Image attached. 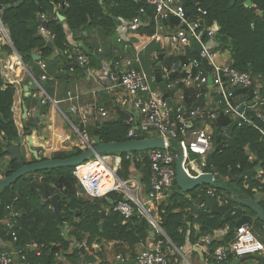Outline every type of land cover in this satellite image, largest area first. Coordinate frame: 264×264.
Returning <instances> with one entry per match:
<instances>
[{"label": "trees", "instance_id": "16d2710c", "mask_svg": "<svg viewBox=\"0 0 264 264\" xmlns=\"http://www.w3.org/2000/svg\"><path fill=\"white\" fill-rule=\"evenodd\" d=\"M250 1L252 5L247 7L244 5V0H235L233 5H230L231 0H187L185 8L186 18L189 21H199L203 26L216 28L214 40L218 42L217 45L220 50L229 51L231 67L240 72H247L252 76L251 87L243 92L245 103H252L255 98L264 95V0ZM18 2H20L19 5H17ZM55 8L57 9L55 10ZM141 9L145 11V15L142 17L147 18V25L139 30L148 36H152L154 34V24L151 20L153 9L146 6L145 0H0V22L13 49L18 53L24 65L38 64L40 68L39 63H44L45 69L49 65L55 66L56 70L58 68L60 72L58 80L62 81L64 85H70V72L81 73L85 76L86 70H83L82 66L73 60H69L65 55V52L70 53L73 50L67 40L66 30L74 35L78 34L81 38L83 32L88 29L99 30L110 43L108 55L114 56L116 51L117 53L123 52L120 45L114 48V44H116L114 35L119 25L118 19L130 22L139 15ZM38 10L44 15L47 31L52 36L51 49L45 48L46 42L39 33L41 24L36 18ZM56 12L64 17V21L57 18ZM202 12H205V15ZM166 23L175 26L177 20L172 18ZM0 32L6 39L1 28ZM78 48L83 49L81 46ZM0 52L11 55L12 48L0 43ZM52 53L55 55L52 56ZM33 54L40 55L42 60L40 62L34 61L31 57ZM163 56L162 64L166 62L164 65H170L172 62H179V65L183 67L186 65L187 59L193 57V50H188L180 58L166 59L165 55ZM88 57L90 64L86 68L87 70L98 63L96 56L89 55ZM8 60L11 70L15 67L17 58L11 56ZM59 63L61 66L57 67ZM157 64L158 59L153 60L151 70L148 73H152ZM63 66H67L66 69ZM1 69L0 55V141L7 143V147L0 144V180L9 177L21 167L16 160H9L6 167L2 164V160L8 157L6 149L12 148L13 143L16 142L21 150V143L25 137L31 136L32 131L38 130V126H33V117L29 116L26 119L22 134H19L12 111L16 89L14 86L3 82ZM32 70L34 71L35 68L33 67ZM183 73H178L177 76L164 80V82L180 79ZM32 75L35 80H39L41 77L40 75ZM29 80L30 78L25 80L24 84ZM43 89L53 99L49 88L47 89L45 86ZM176 89H182L183 104L187 109L205 105L204 98L199 100L205 92L197 96L196 92L184 89L181 84H178ZM35 91L37 95L38 89ZM235 92L237 94L238 90ZM35 94L32 93L31 96L25 98V102L29 100L36 106ZM168 94L172 98L174 90H169ZM218 99L219 96L216 93L212 95L213 102ZM25 106L29 111L26 104ZM67 107L66 105L65 109ZM217 111L218 118L215 123H218L219 126L215 130L219 134H224L234 120L229 115H224L222 106ZM245 114L264 133V124L255 117L254 113L246 110ZM131 128L132 126L126 122L121 123L112 119L97 123L89 131L85 129L79 131H84L89 138L98 137L101 143L112 144L131 141L127 137ZM133 128L136 129L135 126ZM148 138L150 137L147 135H139L137 139ZM219 144L223 149L213 154L210 167L203 168L204 173L214 171L215 184L201 186L192 192L179 195L177 194L178 188L173 182L171 188L173 194L168 205L162 203L157 212L158 226L178 250H181L187 242L194 245L198 237H195L193 225L199 226V233L202 235L227 229L221 241H213L209 245L210 260L207 261L208 264H218L212 258V253L218 246L233 240L236 229L234 220L247 215L253 220L252 224L249 225L251 230L254 227L264 229L261 220L249 208L243 207L239 202L240 199L253 200L255 192L264 194L263 134L253 126L238 120L230 136L220 139ZM169 149L175 151L172 147ZM81 153L79 148L75 147L72 152L55 153L52 159L64 160ZM146 154L147 152L135 153L133 165L127 153H106L102 157L114 156L120 159L116 176L121 181L129 180L131 170L134 169L139 172V183L142 185L144 193L147 194L150 169ZM20 156L23 165L31 164L34 161L32 157L31 161H26L21 151ZM258 164L260 165V173L251 177L240 178L244 172L253 170ZM73 171V167H68L35 174L36 182L48 184L54 188V194L58 196L59 214L51 208L50 194H47L46 200L43 202L41 197L29 188L27 176L19 178L11 186L0 190V200L3 205L12 204L14 212L19 214L12 221V231L15 232L17 238L15 242H12L10 232L2 223V220L8 217V212L4 206L0 207V239L4 243L8 241L12 244L11 251H20L15 264H63L59 260L60 258H63L67 264H82L83 260L79 247L83 243L86 248L94 244L103 247L105 243H114L113 252L115 255L123 258L129 256L132 259L135 257L136 247L145 244L149 239L154 243L163 240L162 251L167 250L169 245L162 236L154 232V236L149 237L150 224L145 218L133 216L128 221H124L118 213L113 211L118 203V193L111 192L98 199L80 197L81 188L77 179L72 175ZM209 188L213 189L215 199L220 198L222 200L233 220L221 222V217L210 213L206 206L197 207L196 212L193 213V205L190 200L207 194ZM15 198L17 200L13 202ZM106 198L108 201L105 200ZM259 205L264 210V202L260 200ZM104 210L106 214L102 218V211ZM136 212L137 209L135 208ZM187 222L189 223L188 226L186 225ZM187 231H189L188 234ZM260 239L264 242V237ZM26 244L33 245L34 249H27ZM3 251H7V249L4 248ZM96 256L103 264V260H105L103 248ZM232 260L233 257H229L226 262L230 263Z\"/></svg>", "mask_w": 264, "mask_h": 264}, {"label": "built area", "instance_id": "2783aa9c", "mask_svg": "<svg viewBox=\"0 0 264 264\" xmlns=\"http://www.w3.org/2000/svg\"><path fill=\"white\" fill-rule=\"evenodd\" d=\"M145 4L153 9L151 20L154 24V34L149 37L150 41L165 45L173 51L185 50L187 52L188 50H193L194 43L200 46V59L193 53V57L187 59L186 65L180 66V70L185 73L182 72L179 84L184 89L193 90L197 96L206 92L209 88H214L219 99L215 102L211 101V104L207 106L187 109L183 104L182 89L176 90L172 81L164 82V80L171 78V74L176 73L174 65L161 64L160 74L166 91L168 93L169 90H174V97H169L170 108H167L165 101L162 99L160 88L155 81L154 73H147L137 67V64H139L138 54L135 53L133 58H126L121 54L116 55L110 67L106 70L109 87L114 91H121L122 94L141 95V97L130 99L129 101H124L121 97L114 101L115 106L125 103L129 106V117L126 123L130 124L132 128L128 131L127 137L134 141L138 140L139 135H147L149 137L153 135L152 138H162L164 140L165 148L151 150L146 154L150 178L149 191L145 195L144 200L139 198L140 186L138 182L133 183L132 189H127V183L132 181L119 180L116 176V170L110 168L103 157L102 159L89 160L88 162L91 165L84 171H79L81 165L75 167L72 175L77 179L81 188L79 195L89 199H98L107 196L111 192L118 193L121 200L115 205L113 211L118 213L124 221H128L134 216L136 208L137 212H140L139 216L145 218L153 231L162 236L168 243L169 247L164 252L162 251L163 240H158L154 243L150 242L149 239L145 244H141L142 249L135 255L134 264H174L172 258H174L175 254H178V250L168 242L165 234L158 226L156 217L152 213L158 212V207L162 203H166L167 192L171 190L173 182H175V163L179 154H182L183 157L182 168L190 177L196 178L197 175L204 172L206 157L214 147V133L209 128L217 120V109L220 106L223 108L224 115H229L234 121L239 120L253 126L264 136L260 128L245 114L246 110L253 112L255 117L264 124V112L260 111V109L264 110V95L255 98L252 103L244 102L245 95L243 92L251 87L252 76L247 72H240L231 67L229 58L224 63L217 61V55L221 52L217 43L216 51L206 46L207 42L214 41L216 28L203 26L199 21H189L186 18V11L182 7V0H145ZM202 14L205 15V12H202ZM143 15H145V11L141 9L139 15L133 18L131 22H124L123 27L125 26L127 33L137 32L143 26L144 21L141 19ZM172 18L177 20V24L175 26L167 25V20ZM167 28L172 29V31L164 35L163 33L166 32ZM39 31L52 38L50 33L42 27L39 28ZM127 33L120 34L115 39L116 44L122 46L123 51L131 49V42L127 37ZM65 55L69 60L75 61V63L84 68H87L90 64V60L83 55L78 47H75L70 53L65 52ZM157 59L158 55L154 53L153 60ZM201 59L206 60L210 67L209 72L204 70ZM39 64L44 71V64ZM209 78L211 79V85L208 84ZM30 80H33V84L36 85L39 96L42 97V103L50 102L54 108L59 109L60 102L49 98L38 81L33 77H30ZM40 80L46 81V75H41ZM6 83L16 88L17 82L15 80L9 78ZM236 90H238L237 94ZM74 99H78V97L68 94L67 101L72 102ZM173 99H175V102H173ZM240 107H242V111H239ZM70 110L71 114L78 112L76 106H71ZM97 114L101 117H106L107 111L99 107ZM63 116L73 126L68 116L65 114ZM79 121L82 126L88 123L87 118L83 115L80 116ZM199 124H202V126L199 127ZM73 128L79 134L81 146L86 147V149L94 146L93 139H89L84 131L80 132L74 126ZM171 142H176L179 148L175 151L170 150ZM190 154L195 156L199 166H196L191 161V166L188 167L187 161ZM101 164L105 165L109 170L112 169L116 180L123 184L120 190L116 188L105 189L104 185L101 184ZM207 194L214 197L213 191H208ZM16 200L15 198L13 202ZM216 201L218 204L224 205L220 198H217ZM3 206L0 200V207ZM141 206L144 210L141 209ZM203 206L200 205V207ZM4 208L8 212V217L2 220V223L10 232L12 242H15L17 238L15 232L12 231V221L19 214L14 212L12 204L5 205ZM211 242L209 237H205L204 243L206 245H210ZM25 247L29 250L34 249L31 244H26ZM19 253L20 251H1L0 264H15ZM256 254L264 255V243L252 234L249 225H241L236 227L233 240L218 246L212 253V258L216 263L223 264L229 257L239 259ZM116 260L122 263L128 261V259H122L119 256L116 257Z\"/></svg>", "mask_w": 264, "mask_h": 264}, {"label": "crops", "instance_id": "0c3cea01", "mask_svg": "<svg viewBox=\"0 0 264 264\" xmlns=\"http://www.w3.org/2000/svg\"><path fill=\"white\" fill-rule=\"evenodd\" d=\"M57 14H59V12H56V16H57ZM57 18H58V16H57ZM141 19L144 21V24L142 27L146 26L147 25V18L141 17ZM118 20H119V25L117 26L116 31H115L114 41L120 34L127 33V29L125 28V26L123 27V24L126 21H123L121 19H118ZM171 31H172V29L167 28L166 32L163 34L166 35L167 33L171 32ZM66 33H67V40H68L69 44L72 46V49H74L75 47L81 46L83 48L81 50V52L83 51L82 53L84 56H86L88 59H89V57H88L89 55L96 56V58L98 60V63L95 64L94 66H92L90 69H88V70L84 69V70H86L85 76H83V74H81V73L70 72L69 73V76H70L69 81L71 82V84L70 85L66 84L68 86L64 85V83H62V81L58 80V75L60 74V72L58 71V68L56 70L55 66L49 65L48 68H46V69H44V71H42L39 68L38 64L37 65L31 64L30 66L21 64L19 58L15 55L13 50H12L11 55L0 52L1 62H2V64L4 62L8 68L7 73H8V75H10L9 78H12V80H15L17 82L16 88L14 87L16 89V92H15V96H14V105H13L12 111H13V115H14V121H15V124L17 126V129H18V132L20 135L22 134L23 128L25 126L26 118L29 116H32L33 112L36 109V106L32 110L29 109V111H28V109H26L27 115L24 116V114H23V107L26 108L25 98L31 96L32 93L35 94L36 93L35 90L37 88L35 84H32L28 89L29 95L27 96L26 93L24 92V86L27 85V83H28L27 82L26 84H24V81L30 77V75L28 74V71L30 72L31 75L34 74V75H38V76L40 75L41 76L42 74H45L47 77V80L44 81L43 87L47 86V89L49 88L48 90L51 92V95L53 98L52 100L59 101L60 105L66 104L68 106L67 109H70L71 106H76L78 108V112L73 114V115L78 119H80V116H82V115L85 116L88 120V123L82 127L85 128L87 126L90 130V129L94 128L97 123H101L103 121L112 120V119L117 120L118 119V113L116 111L117 107L120 110L129 113L128 104L125 103V104H121L118 106L114 105V101L117 98L121 97L124 101H129L130 99L141 97V95H138V94H122L121 91H114L113 89H111L109 87L110 84L108 81V75L106 73V70L110 67V64L112 63V61L116 55L121 54L122 56H124L126 58H133L134 54L137 53L138 58H139V64H137V67H139L143 71L146 70V71L150 72L151 65L153 64L154 53H156L159 56L162 55V60L164 58L163 55H165L166 59H170V58L175 59V58L183 57L186 54L185 50L184 51H173L170 48H167L165 45H160L158 42L150 41L149 40L150 36L144 34L143 32H141V30H138L137 32H134V33L128 32L127 37L131 42V49L129 51H123L122 53L121 52L117 53V51H116L114 56L108 55L110 43H108L107 39L97 29L86 30V32H83L82 38L78 34L74 35L72 33H69L67 30H66ZM6 41H1V45L10 46L8 44V41L7 42ZM110 42H112V41H110ZM117 46L119 47V45L114 44V48ZM36 55H38V54H36ZM53 55H55V53H52V56ZM11 56H16L17 62L15 64L16 68L13 67V69L10 70L9 65H8V62H9L8 59ZM229 58H230V56H229ZM41 60H42V58H41ZM48 60H49V58H48ZM40 61H38V62H40ZM161 64H162V62H161ZM170 65H174L177 74L182 73V71L180 70L179 62H176V63L172 62V64H170ZM170 65H167V66H170ZM24 66L28 69V71L24 68ZM60 66H61V63H59L57 67H60ZM33 67L35 68L34 71L32 70ZM63 67H65V66H63ZM178 69H179V71H178ZM177 74H176V76H177ZM3 75L4 74L2 73V76ZM32 77H33V75H32ZM38 82H41V80L39 79ZM172 82L174 83L175 88H176V86L179 84V79H176L175 81L173 80ZM68 94H71L73 97L77 96L78 99H74L72 102H69V101H67ZM213 94H215V89L209 88L205 92V94L202 95V98L205 99V106L211 104ZM35 97H41V96H39V91H38L37 95L35 94ZM173 97H174V94H173ZM173 102H175V99H173ZM52 107H51V109L53 111L52 110L51 111L54 113V107L53 108ZM99 107L104 108L107 111L106 117H101L100 115L97 114V109ZM17 108H19L20 114H18L16 112ZM58 108H59V106H58ZM58 110H61V109L59 108ZM260 111L264 112L261 109H260ZM52 112L50 114L51 117L49 120V122L51 124L54 123V114ZM63 114L68 116L66 114V112H63ZM215 122H213V124L210 125V128H209L210 131H212L214 133V135H215V132H217L215 129L218 128V126H219L218 123H215ZM37 126H38V130L32 131V133H31V136H32L31 142H32V145L36 147V151L38 150L37 152H42V150H43L44 154H47L51 151L54 152V151L58 150L59 146L62 149H66V148L69 149V148H71V146L74 147L77 144V142L74 140V138H73L72 134H70V132H66L65 134L61 133L60 130H55L53 125L52 126L48 125L47 127H41L40 119L38 121ZM201 126H202V124H199V127H201ZM152 137H153V135L150 136V138H152ZM93 138H89V139H93ZM26 139H27V137H25V139L22 141L21 146H22V148L24 147L25 152L28 153L27 152V146L28 145H27ZM80 146H81V140L79 137V142H78V145L76 147L79 148V150H80V148H81ZM213 146H215V143H213ZM27 156H29V155L27 154ZM109 158L112 159V162L116 159H119L118 157H114V156H111ZM119 164H120V161H119ZM113 165L117 166V163H114ZM131 171H132V173H131L129 180H131L132 182L127 183V185H126L127 189H132L134 186L133 183L135 184V182H138V184L140 186L139 198H140V200H144L146 194L144 193V189H143L142 185H140V183H139L140 173L135 171L134 169ZM263 183H264V181H263ZM122 185L123 184H120L119 182H117L116 188H118L120 190ZM129 185H130V187H129ZM205 186H212V185H205ZM208 191H213V189L209 188ZM85 198H87V197H85ZM253 200L255 202H257L258 204H259L260 200L262 202H264V194L259 193V192H255ZM198 207H199V205H198ZM186 225L188 226L189 223L187 222ZM192 229L194 231L195 237H198V238H196L194 245H191L187 242L186 245L181 250L177 249L178 250L177 256L172 258V260H174V264H208L207 261L210 260V247H209V245H206L204 243L205 237H209L212 242L213 241L219 242L223 239V237L226 233V230H227V229H223V230L221 229V230L213 231V232L206 234V235H202L199 233L200 231H199L198 225H193ZM260 230L262 231V235L261 236L259 235V237L263 238L264 237V229L262 227H260ZM188 233H189V231H187V234ZM150 242H152V241L150 240ZM11 245L12 244L9 243L8 241L4 243L0 239V247H2L3 249L6 248L7 251H11ZM113 246H114V243H105L104 246L102 247L104 252H105V260H103V264L119 263V261L116 260V257H118L119 255H115V253L113 252ZM98 248H99V246H98ZM141 249H142V245L140 244L135 249V255L138 254V252L141 251ZM254 256L256 257V256H264V255L256 254ZM93 257L96 259V261H95V263H91V264H97V263L102 264L101 263L102 261L99 259V257H97L96 255H94ZM119 257H121V256H119ZM121 258L122 259H128L127 262L133 260L129 256H127L125 258H123V257H121ZM59 260L63 264H67L63 258H60ZM82 264H85L84 261ZM242 264H260V262L252 259V260L245 261Z\"/></svg>", "mask_w": 264, "mask_h": 264}, {"label": "water", "instance_id": "95a60500", "mask_svg": "<svg viewBox=\"0 0 264 264\" xmlns=\"http://www.w3.org/2000/svg\"><path fill=\"white\" fill-rule=\"evenodd\" d=\"M53 1H55V0H53ZM234 2H235V0H231L230 5H233ZM19 3L20 2H18L17 5H19ZM186 5H187V0H182V7L184 9L186 8ZM244 5L247 7H250L252 4H251L250 0H244ZM55 10H56V8H55ZM57 16H58V19L60 21H64V17H62L59 14H57ZM36 18H37V21L41 24V27L46 30L47 29V23L45 20L42 19L40 10H38V12L36 14ZM263 18H264V16H263ZM0 28H1V31L3 32L4 36L6 37L8 44L12 48L13 52L19 58L21 64H23L21 59H20V56L13 49V47L10 43L9 37H8L6 31L4 30L3 26L1 25V22H0ZM40 35L43 37V39L46 42L45 48L51 49L52 48V41L49 39V37L44 33H40ZM199 51H200L199 44L194 43L193 44V53L198 59H200ZM222 51H224V49H222ZM31 57L34 61H37V62L41 60V57L39 55H36V54H33ZM161 62H162V55L159 56L158 64L155 66L153 73H154L155 81L158 84L160 91L162 93V99L165 101L167 108H170V98H169V95L166 91V88L164 86V82H163L161 74H160ZM201 62H202V66H203L204 70L206 72H209L210 67L206 63V60L201 59ZM66 67L67 66H65L64 69H66ZM24 68L28 71V69L25 66H24ZM178 71H179V69H178ZM28 74L30 75V77H32V75L30 74L29 71H28ZM176 74L177 73H173V74H171L170 77L171 78L175 77ZM38 83L41 87L44 86V81H41ZM32 84H33V80L28 81L27 85L24 86V92L26 93L27 96L29 95L28 89ZM208 84L211 85V79L210 78L208 79ZM201 98H202V96H200L199 100H201ZM35 100H36V109L32 115L34 127L38 125V121H39L40 117L42 115H44L46 113V110L48 109V104L42 103L41 97H36ZM66 111L68 114H71L70 109H67ZM116 111L118 113V119L117 120L121 123H125L129 117V113L120 110L118 107L116 108ZM239 111H242V107L239 108ZM23 114H24V116L27 115V110L25 107H23ZM235 124H236V121H233L230 124V126L227 128V130L224 134H219L218 132H215V135H214L215 147L213 148L212 151L209 152V154L206 157V160H205L206 167L211 166V159H212L213 154L215 152H220L223 149V147L219 144L220 139L229 137L233 127L235 126ZM31 139H32V136H28L26 139V142L28 145L27 146V152L34 159V161L31 164L23 165V160L20 156V147L18 146V144L16 142L13 143L12 148L6 149L9 158L11 160H16L21 165V167L18 170H16L9 177L0 180V190L11 186L19 178H21L23 176H27V180L29 181V188L33 192H35L38 196H40L41 200L43 202L46 200L47 194L51 195V198H50L51 208L57 214H59L60 211H59V205H58V196L56 194H54V188L51 185L40 184V183L36 182V180H35V174L36 173L42 172V171L60 169V168H68V167L75 168L79 165H82V164L88 162L89 160H92L95 158L102 159V155L106 154V153H121V152L127 153L130 157V162L133 165V158H134L135 153L148 152L151 150L164 149L165 148V143H164V140L162 138H148V139H144V140L127 141L124 143L104 144V143L100 142V139L98 137H94L93 138L94 146H92V148H89V149H86V147L81 146L80 151L82 153L78 156L68 158V159H64V160L42 159L39 156V153L36 150L32 149L33 145H32ZM0 144L3 147H7L6 142L0 141ZM170 145L175 150H177L179 148V145L176 142H171ZM182 160H183L182 154H179L178 159L175 163V184L178 188L177 194L182 195L184 193L192 192L196 188H199L201 186L215 184L216 177H215L214 171H212L210 173L201 172L199 175L196 176V178H192L183 170ZM259 172H260V165L258 164L254 167L253 170L244 172L240 178L251 177L254 174H257ZM172 194H173L172 190H169L167 192V197L165 199L166 205H168ZM105 200L108 201V198H106ZM120 200H121V197L119 196L117 198V202H119ZM190 201L193 205L192 206L193 213L196 212L198 205L199 206L204 205L208 208L210 213L217 215V216H220L221 222L233 220L232 215L229 213L227 207L225 205L218 204L216 199L211 195L202 194V195L198 196L196 199H191ZM239 202L241 203V205L243 207L249 208L255 214V216L258 219H260L261 222L264 224V210L257 202H255L254 200H241V199L239 200ZM141 209L144 210V208L142 206H141ZM105 214H106L105 210L102 211V218H104ZM139 215H140V212H136L134 214V216H139ZM233 222H234L236 227H239L241 225H250V224H252L253 220L251 219L250 216L244 215V216H241L238 220H234ZM148 234H149L150 238H152L154 236V231H153L151 226L149 227ZM168 242L171 244V242L169 240H168ZM2 250H3V248L0 247V251H2ZM79 251H80V254H81L82 259H83L85 264L95 263L96 259L91 254L86 253L83 247H80ZM252 259L259 261L260 264H264V256H256L255 257L254 255L245 256V257H242L239 259H233L230 263L225 262L223 264H242L245 261L252 260ZM116 264H134V261L131 260L127 263L119 262Z\"/></svg>", "mask_w": 264, "mask_h": 264}, {"label": "rangeland", "instance_id": "374dc122", "mask_svg": "<svg viewBox=\"0 0 264 264\" xmlns=\"http://www.w3.org/2000/svg\"><path fill=\"white\" fill-rule=\"evenodd\" d=\"M0 36H1V38H0V43H1V41H6V39L3 37V35H2L1 32H0ZM6 42H7V41H6ZM216 43L218 44V42H216L215 40H214V41H209V42L206 43V46L209 47V48H211V49H214V51H216V50H217V49H216V48H217ZM229 56H230V55H229V51H228V50H225L224 52H220V54L217 55V61H218L219 63H224L225 60L229 58ZM15 68H16V67H15ZM7 70H8V68H7L6 64L3 62L1 71H2V73L4 74V75H3V82H5V83L8 82V79H9V76H10V75H8ZM144 70H145V69H144ZM145 72H148V71L145 70ZM11 79H12V78H11ZM211 89H213V88H211ZM25 104L27 105V107H28L30 110H32V109L35 108V106H34L31 102H29V100H28L27 102H25ZM65 106H66V105H64V104L60 105V109H61V110H58L57 108H54V113H53V112H52L53 110L51 109L52 104H51L50 102H48V109L46 110V113L40 117L41 127H47L48 125H51V126L53 125L54 129H55V130H60L61 133H64V134H65L66 132H70V134H72L74 140L77 142V144H76V146H77V145H78V142H79V134H78L77 132H75L73 126L76 127L78 130H84V129H86L87 131H89V128H88L87 126H86L85 128H83V127H82V124L80 123V121H79L78 118H76L73 114H68V113H67V111H66V109H65ZM52 108H53V107H52ZM62 109H64V111H63ZM51 110H52V111H51ZM61 111H62V112H61ZM263 111H264V110H263ZM16 112H17L18 114H20V110H19V108H17ZM51 112L54 114V123H53V124H51V123L49 122L50 117H51V115H50ZM63 112H66V114L69 115V120H70V122L73 124V126H72L71 124H69V123L67 122V120L64 118V116H63ZM27 118H29V117H27ZM27 118H26V119H27ZM25 123H26V121H25ZM38 133H39V132H38ZM58 140H59V139H58ZM21 145H22V143H21ZM76 146H74V147L71 146V148H69V149H68V148H66V149H62V148L59 146V147H58V150H56V151H54V152L51 151V152H49V153H47V154H44V152H43V150H42V152H38V153H39V156H40L41 158H43V159H52V157L54 156L55 153H59V152H72ZM32 149L36 150V147H35V146H32ZM20 151L24 154V156H25V160H26V161H31V157H32V156H30L28 153L25 152L24 147H23ZM37 151H38V150H37ZM27 154H28L29 156H27ZM104 159H105L106 164H107L110 168H112V167H113V165H112V159L109 158V157H104ZM9 160H11V159L9 158V156H8V157H5V158L2 160V164L6 167V166L8 165ZM191 161H193L194 164H195L196 166H199V163H198V161L196 160L195 156H193V155L190 154V155H189V160L187 161V162H188V163H187L188 167L191 166ZM35 178H36V176H35ZM135 183H136V182H135ZM130 185H131V184H130ZM130 185H129V187H130ZM80 193H81V192H80ZM139 194H140V193H139ZM79 196H80V197H83V196H81V195H79ZM83 198H85V197H83ZM152 215H153L154 217H156V219H157V221H158V213H157V212H154V213H152ZM251 232H252V234L255 235V236H256V235H257V236L262 235V231L260 230V227H254V228L251 230ZM259 240L261 241V239H259ZM80 247H83L84 250H85V252L88 253V254H91L92 256H94V255H98L100 249L102 248L101 246H99V248H98V246L95 245V244L92 245V246L89 247V248H86V246H85L84 243H83V245L80 246ZM80 247H79V248H80ZM2 251H3V250H2ZM97 264H99V263H97Z\"/></svg>", "mask_w": 264, "mask_h": 264}, {"label": "bare ground", "instance_id": "6f19581e", "mask_svg": "<svg viewBox=\"0 0 264 264\" xmlns=\"http://www.w3.org/2000/svg\"><path fill=\"white\" fill-rule=\"evenodd\" d=\"M57 9V8H56ZM60 15V14H59ZM41 16H43L42 17V19L43 20H45V17H44V15H42L41 14ZM40 27H41V25H40ZM39 27V28H40ZM47 30V29H46ZM39 33H41L40 31H39ZM49 39L50 40H52V38H50L49 37ZM220 50V49H219ZM221 52H223L222 50H220ZM82 68H84V67H82ZM84 69H86V68H84ZM83 69V70H84ZM30 78V77H29ZM29 81H31V80H29ZM38 81V80H37ZM41 88H43V87H41ZM44 90V89H43ZM46 93V92H45ZM47 95V94H46ZM48 96V95H47ZM49 97V96H48ZM50 98V97H49ZM35 99H36V97H35ZM46 103H48V102H46ZM93 160V159H92ZM119 159H116V160H114L113 162H112V165L114 164V163H117V166H114L113 165V167H112V169L113 170H115L116 168L118 169V167H119ZM91 165V163L90 162H87V163H85V164H83V165H81L80 167H79V171H84L86 168H88L89 166ZM112 169L111 170H109L105 165H102L101 164V172H102V180H101V184L102 185H104V188L105 189H113V188H116V185H117V182H118V180H116V178L114 177V175H113V171H112ZM116 169V170H117ZM117 190H119L118 188H116ZM103 198V197H102Z\"/></svg>", "mask_w": 264, "mask_h": 264}]
</instances>
